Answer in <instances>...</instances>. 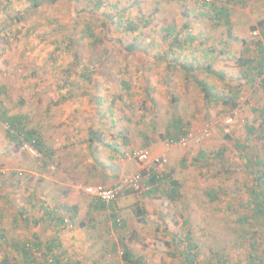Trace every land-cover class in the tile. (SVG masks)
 I'll list each match as a JSON object with an SVG mask.
<instances>
[{
  "label": "rangeland",
  "instance_id": "obj_1",
  "mask_svg": "<svg viewBox=\"0 0 264 264\" xmlns=\"http://www.w3.org/2000/svg\"><path fill=\"white\" fill-rule=\"evenodd\" d=\"M210 4L241 26L228 30L208 14ZM263 18L264 0H0V260L17 262L13 244L38 237L57 238L71 264H125L124 249L139 264H186L196 249L198 264L264 261V218L243 206L255 186L244 163L264 160V90L242 62L248 49L256 58L264 39L253 28ZM167 28L178 31L180 46L193 38L171 61ZM196 80L221 97L207 101ZM231 94L235 109L221 99ZM2 113L37 131L42 153L10 141ZM89 128L103 142L91 143ZM140 150L148 152L141 167ZM141 171L169 174L175 196L168 183L146 195ZM138 173V193L115 202L119 224L110 210L94 209L87 187Z\"/></svg>",
  "mask_w": 264,
  "mask_h": 264
},
{
  "label": "trees",
  "instance_id": "obj_2",
  "mask_svg": "<svg viewBox=\"0 0 264 264\" xmlns=\"http://www.w3.org/2000/svg\"><path fill=\"white\" fill-rule=\"evenodd\" d=\"M34 1V0H33ZM172 1H185V0H172ZM103 2L99 1L97 3L96 8L98 9L100 6H102ZM208 14L210 12H212L215 16V20L220 22L222 24H228L229 20H228V13H227V9L223 8V7H216V6H212L210 4L209 10H207ZM140 23H144L143 27H147V25L150 23V21L148 20H141ZM120 24V23H119ZM105 26V24H104ZM186 26V25H185ZM138 25L137 26H129V31L130 33L135 32L138 30ZM187 27V26H186ZM258 29H260L261 32V36L264 39V19L262 21L258 22ZM166 34L171 36L172 40L170 41V43L168 44L167 47V52L166 57L171 61V59L174 57V53L175 51H177V49L180 50H187L191 47V41L193 40L192 36L190 35L189 38V42H183L182 46L178 45L179 44V38H177V33L178 31H176L174 28H167L165 30ZM87 35L92 34V30L88 27L86 29V33ZM136 37V36H135ZM136 39V38H134ZM177 43V44H176ZM257 49L258 50V56L256 58H252V59H244L242 60L243 65H246V68L243 70L244 71V75L246 77H250V81H253L255 79H259V85L261 86V88L264 90V77L262 78L263 75V65H264V52H263V48H262V42H257ZM178 46V47H177ZM126 50L127 51H133L134 50V44L132 42V44H128L126 46ZM242 65V66H243ZM184 69L187 72L192 71L193 67L192 66H188L186 67L185 65H183ZM205 72L208 74H213L214 72H212L208 67H205ZM196 85L199 86L200 90L203 93V96L205 97V99L207 101L210 100H215L218 97L221 96H217L215 94V97L213 96V92H211L213 90V87L211 85H208L207 83L203 82V81H195ZM229 98H226L225 96L222 97V101L223 103L226 105L231 104L230 109H235L237 107V95L236 94H231L228 95ZM226 99V100H225ZM216 102V101H214ZM260 117L262 118L263 122H264V108H262L259 112ZM1 120L4 123V125L7 127V137L9 138L10 141L15 142L18 144V146H22V145H29L35 152L37 153H42V149H43V145H42V141L40 138V135L37 133V131L35 130H27L25 129L22 125H21V121L19 118H16L15 116H7L5 113H2L1 115ZM249 134H253L255 132V130L251 129V128H247ZM263 131V129L260 130V132ZM184 133V132H182ZM93 134V135H92ZM92 138H90L91 143L93 142H98L101 143L103 142L102 140V133L100 132H96L94 134V132H92ZM181 134V133H180ZM176 137V136H174ZM172 137L171 140L176 141L177 139ZM240 144V143H239ZM247 147V146H246ZM240 149H245V147L240 144ZM217 154V153H216ZM199 157H206L204 153L199 154ZM244 167H246V169H249L252 167L251 172H253V175L255 177V186L252 187V189L249 190V200L246 203H243V206H250L253 210H252V217L253 218H257V219H261L262 217L264 218V160L258 158L257 160H254L253 158H247L245 163H244ZM142 174L147 175V180H146V185H150V190L147 192L146 195H150L154 192H157L159 188L162 187V185L164 183H168L170 185V190L168 192L171 193L172 196H175L178 188H179V184L178 182L171 180V177L169 174H166L164 176H159L156 172H144L141 171ZM155 185V186H153ZM248 190V188H247ZM125 194H135V191L132 188H127L124 191ZM209 197L211 198L210 201H212L215 197L208 192ZM93 202V201H92ZM94 206L95 210H105L108 209L110 210V218L114 221V223L119 224V220H118V216H117V212H116V203L115 202H111L109 204H105V203H100V202H93L92 203ZM134 214L139 218V220L141 221L142 217H144V210L137 206L136 209L134 210ZM48 215H52L51 213H48ZM251 216H243L244 218H242V222H245L248 220V217ZM55 221H57V224H62L63 223V219L62 217H54ZM0 238H4V235L1 234ZM13 251L17 254L18 256V261L14 262L12 259H9V257H5L3 259L0 260V264H71L70 262H67L65 260H63L62 253H58V251L61 248V244L58 241L57 238H53L50 240H47L45 242H41L40 239L38 237H36L34 240H25V241H19L16 244H13ZM198 255L197 249L196 251L193 252V254H189V253H185V260H186V264H198L195 262V258ZM255 257L250 256V261L248 264H264L262 260H260V263H255ZM123 261L125 264H139V260H133L132 259V255L131 253L124 249L123 252ZM262 262V263H261ZM211 263V262H210ZM211 264H228L224 261H222L220 258H216V260L214 262H212Z\"/></svg>",
  "mask_w": 264,
  "mask_h": 264
},
{
  "label": "built area",
  "instance_id": "obj_3",
  "mask_svg": "<svg viewBox=\"0 0 264 264\" xmlns=\"http://www.w3.org/2000/svg\"><path fill=\"white\" fill-rule=\"evenodd\" d=\"M262 48L264 52V41H262ZM263 77H264V65H263ZM28 147L31 152H34V150L29 145ZM134 158L141 167V165L144 164V162L148 159L147 150H140L135 152ZM139 179H140V173L134 175L132 178H129L126 181H123L121 184L111 186L108 188L89 186L85 189V193L91 198L93 202L95 201V202L109 204L111 202H116V200L121 195H123L126 185L132 186L133 187L132 189L135 191V193H138Z\"/></svg>",
  "mask_w": 264,
  "mask_h": 264
},
{
  "label": "crops",
  "instance_id": "obj_4",
  "mask_svg": "<svg viewBox=\"0 0 264 264\" xmlns=\"http://www.w3.org/2000/svg\"><path fill=\"white\" fill-rule=\"evenodd\" d=\"M200 15H202V14H200ZM263 19H264V18H263ZM263 19H261V21H262ZM228 20H229V19H228ZM220 22H221V21H220ZM229 23H230V21H229L228 24H226V25L223 24L224 26H228V27H227L228 30H230L231 27H234V26H236V25H237V26H241V24H242V23L235 24L234 22H233V23L231 22L230 24H229ZM243 23H245V22H243ZM253 29H257L258 31H260V29H258V22L256 23V26H255V28H253ZM256 46H257V45H256ZM256 49H257V47L255 48V52H254V53H256V56H255V57H257V56L259 55V54H258V50H256ZM207 52H208L209 54L213 53L212 50H207ZM245 52L248 54L247 56H250V59L254 58L253 56H251V54H249L250 52H252L250 49L245 50ZM209 54H208V57L211 58V59L213 60V59H214V56H213V55H209ZM205 56H206V55H205ZM195 57H196V56H194V58H195ZM245 59H247V58H245ZM216 76H217V75H216ZM212 87H213V86H212ZM211 92H213V90H212ZM202 94H203V93H202ZM211 94H212V93H211ZM225 97H226V98H229V96H225ZM225 100H226V99H225ZM223 104H224V103H223ZM103 119H104V118H101V119L98 118V120L96 121V123H97V124H99V123H101V122L106 123L107 120L103 121ZM98 121H99V123H98ZM179 124H180V122H179ZM99 125H100V124H99ZM101 127H102V128H101L102 130L105 128V127H103V125H102ZM176 127L178 128V124H175V125L173 126V128H176ZM89 129H90V130H89V133L92 134V132H94V131H92L91 128H89ZM105 131H106V130H105ZM101 132H102V131H101ZM95 133H96V132H94V134H95ZM175 133L177 134L178 131L175 132ZM175 133H174V134H170L169 137L171 138V137L176 136V137H174V138H176V139L178 140L181 134L178 133L177 135H179V136H177ZM92 135H93V134H92ZM90 144H91V143H90ZM91 186H94V185H91ZM96 186H100V185H96Z\"/></svg>",
  "mask_w": 264,
  "mask_h": 264
}]
</instances>
